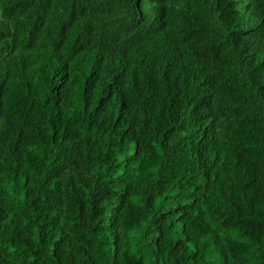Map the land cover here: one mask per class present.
Masks as SVG:
<instances>
[{"label":"trees","instance_id":"obj_1","mask_svg":"<svg viewBox=\"0 0 264 264\" xmlns=\"http://www.w3.org/2000/svg\"><path fill=\"white\" fill-rule=\"evenodd\" d=\"M0 264H264V0H0Z\"/></svg>","mask_w":264,"mask_h":264},{"label":"clouds","instance_id":"obj_2","mask_svg":"<svg viewBox=\"0 0 264 264\" xmlns=\"http://www.w3.org/2000/svg\"><path fill=\"white\" fill-rule=\"evenodd\" d=\"M152 2V4L155 6L156 0H150ZM146 11H148V15L149 17L153 18L155 17V14H153L154 8H149L148 10L146 9ZM150 18V20H151Z\"/></svg>","mask_w":264,"mask_h":264},{"label":"rangeland","instance_id":"obj_3","mask_svg":"<svg viewBox=\"0 0 264 264\" xmlns=\"http://www.w3.org/2000/svg\"><path fill=\"white\" fill-rule=\"evenodd\" d=\"M150 8H151V7H150ZM148 9H149V8H148ZM148 9H147V10H148ZM64 84H65V85H67V84H68V82H65Z\"/></svg>","mask_w":264,"mask_h":264}]
</instances>
